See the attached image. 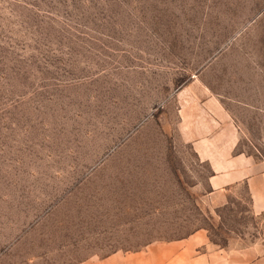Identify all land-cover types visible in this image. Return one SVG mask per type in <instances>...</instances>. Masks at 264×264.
Segmentation results:
<instances>
[{
    "label": "rangeland",
    "instance_id": "obj_1",
    "mask_svg": "<svg viewBox=\"0 0 264 264\" xmlns=\"http://www.w3.org/2000/svg\"><path fill=\"white\" fill-rule=\"evenodd\" d=\"M195 83L264 160V0H0V264H76L208 229L264 228L244 187L219 207L176 93Z\"/></svg>",
    "mask_w": 264,
    "mask_h": 264
},
{
    "label": "crops",
    "instance_id": "obj_2",
    "mask_svg": "<svg viewBox=\"0 0 264 264\" xmlns=\"http://www.w3.org/2000/svg\"><path fill=\"white\" fill-rule=\"evenodd\" d=\"M178 113L186 141L207 165L206 197L214 208L228 201L232 189L244 187L250 211L264 214V160L238 151L240 128L207 86L192 81L178 90ZM76 264H264V228L246 245L220 246L208 229L179 239L155 241L132 251H114Z\"/></svg>",
    "mask_w": 264,
    "mask_h": 264
},
{
    "label": "trees",
    "instance_id": "obj_3",
    "mask_svg": "<svg viewBox=\"0 0 264 264\" xmlns=\"http://www.w3.org/2000/svg\"><path fill=\"white\" fill-rule=\"evenodd\" d=\"M250 154V153H249Z\"/></svg>",
    "mask_w": 264,
    "mask_h": 264
}]
</instances>
